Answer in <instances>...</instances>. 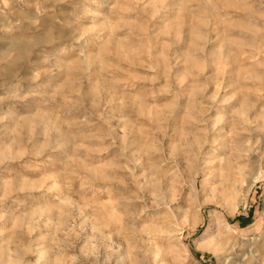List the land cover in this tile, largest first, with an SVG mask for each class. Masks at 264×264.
Instances as JSON below:
<instances>
[{"label":"rangeland","instance_id":"rangeland-1","mask_svg":"<svg viewBox=\"0 0 264 264\" xmlns=\"http://www.w3.org/2000/svg\"><path fill=\"white\" fill-rule=\"evenodd\" d=\"M0 264H264V0H0Z\"/></svg>","mask_w":264,"mask_h":264}]
</instances>
